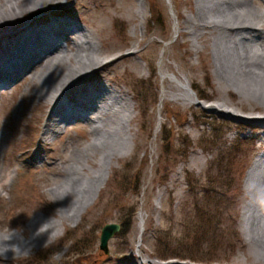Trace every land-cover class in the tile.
<instances>
[{
  "label": "rangeland",
  "instance_id": "1",
  "mask_svg": "<svg viewBox=\"0 0 264 264\" xmlns=\"http://www.w3.org/2000/svg\"><path fill=\"white\" fill-rule=\"evenodd\" d=\"M196 5V0H60L13 24L46 16L75 20L90 31L103 62L83 85L109 86L110 97L133 106L134 117L122 130L114 116L112 130L95 133L75 117L51 123L48 131L54 132L46 134L52 106L27 93L29 77L0 83V170L11 177L0 190V236L8 240L14 234L20 241L13 246L16 253L0 252V264H135L141 255L160 264H253L251 251L264 255L261 245L246 239L244 215L251 197L248 173L264 153L259 110L264 80L251 77L237 85L223 66L229 76L219 81L207 38L179 32ZM215 10H205L202 20L217 24L231 17L224 20ZM134 11L138 16L132 17ZM223 44L218 39L216 48L223 51ZM171 75L185 79L202 101L226 98L240 116L196 104ZM124 113L126 108L119 117ZM66 156L71 160L61 164ZM107 162L111 169L102 184ZM263 175V167L252 171L249 185ZM130 222L127 234L120 230L108 251L101 250L106 224ZM59 226L51 243L25 248L38 227L51 232Z\"/></svg>",
  "mask_w": 264,
  "mask_h": 264
},
{
  "label": "bare ground",
  "instance_id": "2",
  "mask_svg": "<svg viewBox=\"0 0 264 264\" xmlns=\"http://www.w3.org/2000/svg\"><path fill=\"white\" fill-rule=\"evenodd\" d=\"M260 1L263 5L259 4L258 0H196V10L185 16L183 28L179 32L196 39L207 38L211 43L213 66L221 82L224 81V77L229 76L228 73L237 81V85L248 83L247 79L251 77L264 80V0ZM59 2L60 0H0V83L6 79H9L6 82L10 83L29 77L32 87H28L27 93L31 92L29 95L39 100L50 101L52 106L45 129L46 134L54 132L52 128L48 131L51 123H65L75 117L84 118L83 120L90 125L92 133L112 130L108 124L112 122L114 116L118 118L122 130L128 128L134 117L133 106L127 105L120 97H110L113 91L109 86L94 85V88H88L83 85L85 81H92V70L103 62V54H101L103 51L90 31L81 27L75 20H49L45 19L46 16L34 18L23 26L13 25L27 13L47 10L51 5ZM153 6L151 11L154 17ZM212 9H216L215 11L220 13L224 20H227L228 14L231 17L228 21L217 24L202 20L205 10L211 12ZM222 11H226V14H222ZM135 12L131 13L132 17L138 16ZM142 12L143 10L140 13ZM63 39L69 41L67 46L62 42ZM218 39H224L226 43L223 44L225 46L223 51L216 48ZM196 50L199 51V48L196 47ZM223 66L229 70L228 73L224 71ZM170 79L184 88L196 104L231 116H240L226 98H221V103L202 101L185 79H180L176 75H171ZM254 84L256 85L254 89L260 90L261 87H257L260 83ZM232 86L238 89L235 84ZM260 93L264 97V88ZM165 98L164 91L162 102ZM239 106L243 108L242 103ZM125 108L127 113L119 117V113ZM260 109L264 111V104L259 106ZM159 130L158 126L155 130L156 135ZM60 160L63 164L70 161L71 157H60ZM259 167L264 168V153L256 159L247 177L246 187L251 197L244 206V215L248 220V228L245 232L246 239L251 245L259 244L264 249V175L252 185L255 189L249 185L252 171ZM110 169L111 165L107 162L102 184L107 180ZM10 180V174L0 170V190L6 189ZM260 201H262V209L260 205L257 206ZM144 222L145 217L140 214L139 234L143 231ZM39 228L33 231L28 243L25 244L27 250L51 243L61 230L59 226L51 232H46L47 229L39 232ZM41 233H46L45 238L37 240L36 237ZM5 237L0 236V252L5 255L16 253L13 246L20 242L17 235H9L8 240ZM251 255L254 258V263H251L264 264V255H254L252 251ZM135 264L160 263L141 255L138 263Z\"/></svg>",
  "mask_w": 264,
  "mask_h": 264
},
{
  "label": "water",
  "instance_id": "3",
  "mask_svg": "<svg viewBox=\"0 0 264 264\" xmlns=\"http://www.w3.org/2000/svg\"><path fill=\"white\" fill-rule=\"evenodd\" d=\"M121 230V225L117 223L106 224L102 231L100 237V248L101 250L108 251L109 241L114 237L116 233Z\"/></svg>",
  "mask_w": 264,
  "mask_h": 264
},
{
  "label": "trees",
  "instance_id": "4",
  "mask_svg": "<svg viewBox=\"0 0 264 264\" xmlns=\"http://www.w3.org/2000/svg\"><path fill=\"white\" fill-rule=\"evenodd\" d=\"M153 9H154V17H156V15H157V11H156V9H155V6H153ZM130 227H131V222L130 223H128V224H126V223H124V224H122V227H121V234L123 235V234H127L128 232H129V230H130Z\"/></svg>",
  "mask_w": 264,
  "mask_h": 264
}]
</instances>
